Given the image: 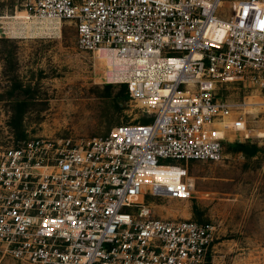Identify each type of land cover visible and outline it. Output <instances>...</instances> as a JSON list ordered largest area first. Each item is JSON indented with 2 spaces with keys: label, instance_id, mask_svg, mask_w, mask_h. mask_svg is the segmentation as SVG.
Instances as JSON below:
<instances>
[{
  "label": "built area",
  "instance_id": "2783aa9c",
  "mask_svg": "<svg viewBox=\"0 0 264 264\" xmlns=\"http://www.w3.org/2000/svg\"><path fill=\"white\" fill-rule=\"evenodd\" d=\"M20 1L27 19L72 22L77 48L150 119L0 147V261L213 264L215 225L158 217L147 196L190 198L182 162L219 161L228 136L248 137L251 103L217 85L264 92V0Z\"/></svg>",
  "mask_w": 264,
  "mask_h": 264
},
{
  "label": "rangeland",
  "instance_id": "374dc122",
  "mask_svg": "<svg viewBox=\"0 0 264 264\" xmlns=\"http://www.w3.org/2000/svg\"><path fill=\"white\" fill-rule=\"evenodd\" d=\"M13 5L23 9L20 0H7L0 17V147L39 135L84 140L116 125L149 121L130 99L116 108L122 83L106 82L103 63L77 48L72 22L27 19ZM217 87L223 98L251 103L248 137L228 136L219 161L182 162L192 184L190 198L147 200L158 217L213 223V264H264V92L240 81ZM23 88L29 93L20 94ZM15 98L28 103L19 129L11 125ZM237 141L261 150L243 156L229 147ZM0 264L21 263L3 257Z\"/></svg>",
  "mask_w": 264,
  "mask_h": 264
},
{
  "label": "trees",
  "instance_id": "16d2710c",
  "mask_svg": "<svg viewBox=\"0 0 264 264\" xmlns=\"http://www.w3.org/2000/svg\"><path fill=\"white\" fill-rule=\"evenodd\" d=\"M110 86V85H107ZM18 87H21L20 84ZM121 91L118 92L116 96L115 106L117 109H121L125 103L126 100L129 99L128 92H127V86L126 84H120ZM13 93V92H10ZM21 94L29 93V88H23L19 91ZM13 95V94H11ZM27 100L26 99H18L15 98L14 102V108H13V114L11 117V125L14 128L19 129L21 125V119H22V113L24 112L25 108L27 107ZM22 132H18V136H22ZM232 151L242 153L243 156L251 157L256 155L261 148L255 144L250 142H234L229 146Z\"/></svg>",
  "mask_w": 264,
  "mask_h": 264
},
{
  "label": "crops",
  "instance_id": "0c3cea01",
  "mask_svg": "<svg viewBox=\"0 0 264 264\" xmlns=\"http://www.w3.org/2000/svg\"><path fill=\"white\" fill-rule=\"evenodd\" d=\"M11 10H14L15 12H24V9H22L21 11H18V7L16 5H13V9Z\"/></svg>",
  "mask_w": 264,
  "mask_h": 264
},
{
  "label": "bare ground",
  "instance_id": "6f19581e",
  "mask_svg": "<svg viewBox=\"0 0 264 264\" xmlns=\"http://www.w3.org/2000/svg\"><path fill=\"white\" fill-rule=\"evenodd\" d=\"M34 19H36V18H34ZM36 20H41V19H36ZM59 21V20H58Z\"/></svg>",
  "mask_w": 264,
  "mask_h": 264
}]
</instances>
